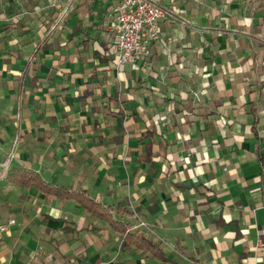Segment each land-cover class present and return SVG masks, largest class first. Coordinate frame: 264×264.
Instances as JSON below:
<instances>
[{
  "label": "crops",
  "instance_id": "1",
  "mask_svg": "<svg viewBox=\"0 0 264 264\" xmlns=\"http://www.w3.org/2000/svg\"><path fill=\"white\" fill-rule=\"evenodd\" d=\"M153 1L162 38L120 70L98 0L51 33L0 5V264H264V7Z\"/></svg>",
  "mask_w": 264,
  "mask_h": 264
},
{
  "label": "built area",
  "instance_id": "2",
  "mask_svg": "<svg viewBox=\"0 0 264 264\" xmlns=\"http://www.w3.org/2000/svg\"><path fill=\"white\" fill-rule=\"evenodd\" d=\"M76 0H39L31 9L24 7L20 0H0V5L19 9L15 16L43 15L47 21V33L61 29ZM166 7L153 0H118L109 15L108 28L110 39L105 49V55L112 57L115 69L120 70L125 65L138 67L150 46L162 38L160 22L170 18ZM12 24L15 25L14 21ZM171 41L170 36L165 37ZM7 161L0 163L6 168ZM260 209L264 212V191L261 193ZM15 218H9L6 224H0V232H6L9 225L15 223ZM264 228L257 230V244H261Z\"/></svg>",
  "mask_w": 264,
  "mask_h": 264
},
{
  "label": "trees",
  "instance_id": "3",
  "mask_svg": "<svg viewBox=\"0 0 264 264\" xmlns=\"http://www.w3.org/2000/svg\"><path fill=\"white\" fill-rule=\"evenodd\" d=\"M16 180L20 186H35L38 189L47 193H52L55 195L72 196L76 198L79 203L84 206L85 209L91 210L99 215H103L99 203L89 198L86 192L83 190L78 192H69L63 187L55 186L48 182H44L39 175L29 171L23 172L21 175H18Z\"/></svg>",
  "mask_w": 264,
  "mask_h": 264
},
{
  "label": "rangeland",
  "instance_id": "4",
  "mask_svg": "<svg viewBox=\"0 0 264 264\" xmlns=\"http://www.w3.org/2000/svg\"><path fill=\"white\" fill-rule=\"evenodd\" d=\"M98 2H99V4H100V7H109L108 8V10L106 9L105 11H103L102 9H99V7H98V11L99 10H101V12L99 13V14H103V16H104V18L105 17H107V14H106V11H108V12H110V14H111V12L113 11V9H114V7H115V4H116V1L115 0H98ZM104 2V3H103ZM239 2V4H241L243 7H245V10L249 13V12H251V10H253L255 7H257V8H259L258 6H262V7H264V0H239L238 1ZM36 3H38V1L36 0V2H35V4ZM108 3V4H107ZM221 5H222V7H224L223 5L224 4H226V0H221ZM107 5V6H106ZM34 6V5H33ZM33 6H31V7H29V6H25L26 8H28L29 7V9H31ZM36 17H37V20H38V26H39V28L42 30V32L43 33H46V31H47V21H46V18L43 16V15H35ZM70 16V13L68 14V17ZM68 17L65 19V20H67L68 19ZM107 23V25L109 24V19H107V21H106ZM251 22V20H250V17L248 18V23H250ZM263 23H264V21H263ZM260 27V26H262V28L264 29V24H260V25H256L255 27H253L252 29H251V32H252V30L254 29V31L256 32V29H257V27ZM39 28H38V30H39ZM261 30V29H260ZM38 34H39V32H38ZM40 35V34H39ZM42 35V34H41ZM259 37H261V38H264V30L262 31V33H260L259 35H258ZM42 37V36H41ZM2 175H0V177H1Z\"/></svg>",
  "mask_w": 264,
  "mask_h": 264
}]
</instances>
